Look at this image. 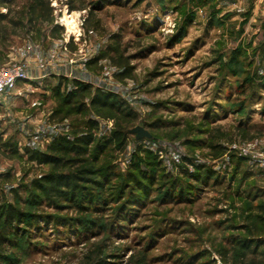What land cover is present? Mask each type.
Wrapping results in <instances>:
<instances>
[{
	"label": "rangeland",
	"instance_id": "1",
	"mask_svg": "<svg viewBox=\"0 0 264 264\" xmlns=\"http://www.w3.org/2000/svg\"><path fill=\"white\" fill-rule=\"evenodd\" d=\"M41 4L0 0V69L26 76L0 99V208L25 215L0 264H264V0Z\"/></svg>",
	"mask_w": 264,
	"mask_h": 264
},
{
	"label": "trees",
	"instance_id": "2",
	"mask_svg": "<svg viewBox=\"0 0 264 264\" xmlns=\"http://www.w3.org/2000/svg\"><path fill=\"white\" fill-rule=\"evenodd\" d=\"M37 3V6L42 5L41 2L43 0H34ZM36 6V7H37ZM7 17L4 14H0V20H5ZM3 32V28L0 27V34ZM75 90H71L67 94L68 101L66 103H70L69 101L71 99H74L77 97V94L82 93L83 91L86 92L88 89H91V85H84L80 86L82 84L78 82H74ZM80 86V87H79ZM81 88V90H79ZM114 98L113 94L111 93H105L101 91L100 89H97L95 94L92 95L90 98V105L91 107H100V108H113L115 107V102H111ZM97 126V122L93 123ZM94 142V136L93 134L84 135L82 138H75L72 141H66L64 139L62 140H56L54 141V144L48 147V153H42V152H34L32 154L31 160L37 161L40 164H52L54 166H58L60 163V159L56 157V153L60 152L61 150H70L78 151L82 149V146L90 145ZM67 144V147L64 145ZM72 179H77L76 175H60L58 177L49 176L44 179V182L48 183L50 186L56 185L60 189H67L69 190L71 188V185H74ZM37 189H42L41 185H37ZM25 218L24 213L21 212V210L17 209L16 207H13L12 205H8V207H2L0 208V243H4V239L8 233V228L16 229L15 223H21L23 219ZM10 229V230H11ZM245 249H251L250 242L244 243ZM256 252V251H253ZM99 264H104L103 262H100Z\"/></svg>",
	"mask_w": 264,
	"mask_h": 264
},
{
	"label": "built area",
	"instance_id": "3",
	"mask_svg": "<svg viewBox=\"0 0 264 264\" xmlns=\"http://www.w3.org/2000/svg\"><path fill=\"white\" fill-rule=\"evenodd\" d=\"M26 79L24 70L21 67H9L0 69V99L6 94L13 92L17 83ZM264 163V154L261 158Z\"/></svg>",
	"mask_w": 264,
	"mask_h": 264
},
{
	"label": "water",
	"instance_id": "4",
	"mask_svg": "<svg viewBox=\"0 0 264 264\" xmlns=\"http://www.w3.org/2000/svg\"><path fill=\"white\" fill-rule=\"evenodd\" d=\"M132 133H135L137 134V138H143V137H149V134L143 130L142 128L140 127H137L135 129L132 130Z\"/></svg>",
	"mask_w": 264,
	"mask_h": 264
}]
</instances>
